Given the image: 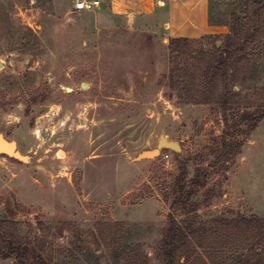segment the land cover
<instances>
[{"label": "rangeland", "instance_id": "374dc122", "mask_svg": "<svg viewBox=\"0 0 264 264\" xmlns=\"http://www.w3.org/2000/svg\"><path fill=\"white\" fill-rule=\"evenodd\" d=\"M248 18L244 0H212L211 21L229 32H244ZM0 60V135L24 157L0 154V219L41 238L53 264H131L137 253L140 264H159L183 164L188 184L209 173L193 198L198 218H264V121L225 175L215 165L222 113L189 103L186 83L170 86L168 46L151 22L76 10L74 0H0ZM237 66L242 105L231 119L264 109V37ZM161 134L182 150L139 159ZM231 256L224 264L241 255Z\"/></svg>", "mask_w": 264, "mask_h": 264}, {"label": "trees", "instance_id": "16d2710c", "mask_svg": "<svg viewBox=\"0 0 264 264\" xmlns=\"http://www.w3.org/2000/svg\"><path fill=\"white\" fill-rule=\"evenodd\" d=\"M244 6L249 14L244 32L231 25L226 34L170 38L168 43L170 86L175 89L186 83L189 103L211 104L222 113L225 130L215 165H221L225 175L241 153L244 141L264 121V109L260 108L243 110L237 119H231L230 114L242 105L241 97L233 90L237 65L264 37V0H244ZM204 40L211 42L212 49H191L193 43ZM219 40L221 45L217 44ZM187 178L183 164L176 183L178 194L171 202V212L156 245L159 264H224L237 253L241 256L236 264H264V218L243 214L198 218L199 204L193 198L208 185L209 173H197L189 184ZM175 213L184 217L179 220ZM140 258L138 253L131 255V264H140ZM1 259H14L16 264H53L41 238L35 237L34 242L22 235L19 223L13 219H0Z\"/></svg>", "mask_w": 264, "mask_h": 264}, {"label": "crops", "instance_id": "0c3cea01", "mask_svg": "<svg viewBox=\"0 0 264 264\" xmlns=\"http://www.w3.org/2000/svg\"><path fill=\"white\" fill-rule=\"evenodd\" d=\"M99 10L107 18L152 23L157 36L164 38H200L226 34L229 27L212 22V0H100ZM168 54V53H167Z\"/></svg>", "mask_w": 264, "mask_h": 264}, {"label": "water", "instance_id": "95a60500", "mask_svg": "<svg viewBox=\"0 0 264 264\" xmlns=\"http://www.w3.org/2000/svg\"><path fill=\"white\" fill-rule=\"evenodd\" d=\"M3 64V61L0 60V68L3 67ZM162 149H170L177 153L182 150V147L179 142L170 140L165 134H161L157 141L156 148L144 150L139 154L138 158H155L159 156ZM0 154H7L16 158L24 159V157L21 156V154L16 150V144L14 142L8 141L2 135H0Z\"/></svg>", "mask_w": 264, "mask_h": 264}, {"label": "built area", "instance_id": "2783aa9c", "mask_svg": "<svg viewBox=\"0 0 264 264\" xmlns=\"http://www.w3.org/2000/svg\"><path fill=\"white\" fill-rule=\"evenodd\" d=\"M100 0H74V8L76 10H86L92 11L100 6ZM166 158L169 157L168 154L164 155Z\"/></svg>", "mask_w": 264, "mask_h": 264}]
</instances>
